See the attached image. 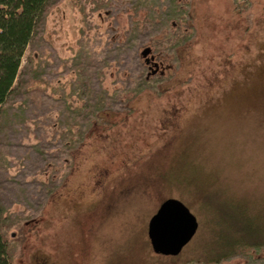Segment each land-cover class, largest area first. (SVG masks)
<instances>
[{"label":"rangeland","instance_id":"rangeland-1","mask_svg":"<svg viewBox=\"0 0 264 264\" xmlns=\"http://www.w3.org/2000/svg\"><path fill=\"white\" fill-rule=\"evenodd\" d=\"M14 88V264H264V0H48ZM167 198L198 221L177 256L148 237Z\"/></svg>","mask_w":264,"mask_h":264},{"label":"trees","instance_id":"trees-1","mask_svg":"<svg viewBox=\"0 0 264 264\" xmlns=\"http://www.w3.org/2000/svg\"><path fill=\"white\" fill-rule=\"evenodd\" d=\"M47 3L48 0H0V121L3 105L15 89L23 55L45 16ZM144 61L150 69L151 62L145 58ZM152 72L148 71L147 75H153ZM11 224L0 206V264H14L12 241L8 236Z\"/></svg>","mask_w":264,"mask_h":264},{"label":"water","instance_id":"water-1","mask_svg":"<svg viewBox=\"0 0 264 264\" xmlns=\"http://www.w3.org/2000/svg\"><path fill=\"white\" fill-rule=\"evenodd\" d=\"M151 48L146 47L141 54L146 62ZM198 228L196 217L178 199L167 198L148 222V237L155 253L177 256L192 239Z\"/></svg>","mask_w":264,"mask_h":264},{"label":"bare ground","instance_id":"bare-ground-1","mask_svg":"<svg viewBox=\"0 0 264 264\" xmlns=\"http://www.w3.org/2000/svg\"><path fill=\"white\" fill-rule=\"evenodd\" d=\"M198 229V228H197Z\"/></svg>","mask_w":264,"mask_h":264}]
</instances>
